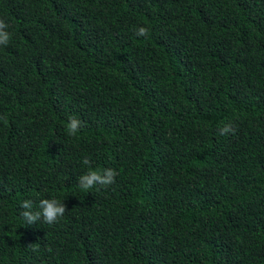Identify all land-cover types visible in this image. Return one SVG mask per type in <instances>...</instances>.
<instances>
[{
    "label": "trees",
    "instance_id": "obj_1",
    "mask_svg": "<svg viewBox=\"0 0 264 264\" xmlns=\"http://www.w3.org/2000/svg\"><path fill=\"white\" fill-rule=\"evenodd\" d=\"M0 19V264H264V0H0ZM45 198L64 216L27 224Z\"/></svg>",
    "mask_w": 264,
    "mask_h": 264
},
{
    "label": "clouds",
    "instance_id": "obj_2",
    "mask_svg": "<svg viewBox=\"0 0 264 264\" xmlns=\"http://www.w3.org/2000/svg\"><path fill=\"white\" fill-rule=\"evenodd\" d=\"M8 25L0 19V45H7L10 40V33L6 31ZM136 34L141 37L148 36V29L144 26H139L136 29ZM67 132L70 136H75L81 128V121L75 116H69L66 125ZM221 135L234 133L235 129L232 125L225 124L219 129ZM85 165L90 164L87 157L83 159ZM118 173L111 169H104L103 172L97 170H89L78 178V184L84 190L93 188L96 185L109 186L115 183V177ZM22 211L20 216L26 221L27 224H32L36 221H42L45 224H53L62 218L66 212V205L56 198L41 199L34 207L33 201L24 200L20 205Z\"/></svg>",
    "mask_w": 264,
    "mask_h": 264
}]
</instances>
